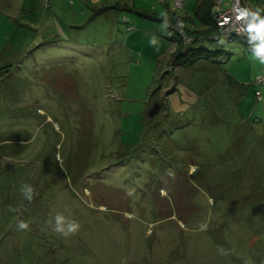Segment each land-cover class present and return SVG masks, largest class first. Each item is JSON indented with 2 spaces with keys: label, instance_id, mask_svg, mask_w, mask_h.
Masks as SVG:
<instances>
[{
  "label": "rangeland",
  "instance_id": "374dc122",
  "mask_svg": "<svg viewBox=\"0 0 264 264\" xmlns=\"http://www.w3.org/2000/svg\"><path fill=\"white\" fill-rule=\"evenodd\" d=\"M173 1L0 0V264H264V65Z\"/></svg>",
  "mask_w": 264,
  "mask_h": 264
},
{
  "label": "clouds",
  "instance_id": "9594fccd",
  "mask_svg": "<svg viewBox=\"0 0 264 264\" xmlns=\"http://www.w3.org/2000/svg\"><path fill=\"white\" fill-rule=\"evenodd\" d=\"M237 6L234 8L236 13L235 19L236 21L242 22V27L238 29L239 32L246 33L248 37V43L251 46L252 56L259 61L261 65H264V6H256L255 8L249 7H239V0H236ZM164 24L163 28L167 29L168 27V19L167 14L164 13ZM230 20L229 17H225L223 23H228ZM182 24V21L180 22ZM150 44L156 46L158 44V40L155 36L150 39ZM157 50H159L157 48ZM170 176H174V173L169 171ZM22 192L24 197L31 201L34 196L33 188L29 185H24L22 188ZM133 190L128 191V195H132ZM162 194H164L162 190ZM211 202V201H210ZM9 211H12L11 207H9ZM200 229L202 231L207 230L206 224H200ZM17 228L19 230H28L29 224L25 221H20L17 224ZM80 225L74 220H68L64 215L57 214L55 216V225L54 231L62 234L67 237L70 234H75L79 231ZM221 254L227 255L225 250L220 249ZM244 264H251L250 261L245 260Z\"/></svg>",
  "mask_w": 264,
  "mask_h": 264
},
{
  "label": "trees",
  "instance_id": "16d2710c",
  "mask_svg": "<svg viewBox=\"0 0 264 264\" xmlns=\"http://www.w3.org/2000/svg\"><path fill=\"white\" fill-rule=\"evenodd\" d=\"M164 1V0H162ZM197 5L195 6L194 10H193V14L194 15H198L199 19L202 23V25H204V28L201 29H197V30H192L189 26H187V16L186 15H180V14H175V12H173L172 15L168 14V22L170 21V25L168 23V29L172 32H174V34L178 37V43L180 48H178L175 53V62L176 60L179 59V57L183 56V59H181V61L184 64H191L193 63L195 60L199 59V58H203L202 55H200L202 53V51H204L205 49H203L202 47L200 48H185V46H187L188 44H192L195 43L197 41H201L202 39H211L210 35L211 33H213L216 29L215 27V23L213 20V13L216 11V9L218 8L216 6L215 0H197ZM184 5V4H183ZM183 7V6H182ZM180 7V8H182ZM251 7V6H250ZM174 10V9H171ZM164 18H161V20ZM175 21H179L183 23V30L185 32V34L187 35V37H191V38H195L192 39L189 43L185 42L184 39L181 38V36L173 29L172 23ZM198 36H205L202 38H198L196 39ZM183 47V49H181ZM186 50V51H185ZM184 51V52H183ZM205 57V56H204Z\"/></svg>",
  "mask_w": 264,
  "mask_h": 264
},
{
  "label": "built area",
  "instance_id": "2783aa9c",
  "mask_svg": "<svg viewBox=\"0 0 264 264\" xmlns=\"http://www.w3.org/2000/svg\"><path fill=\"white\" fill-rule=\"evenodd\" d=\"M225 0H215L216 6L218 7L216 11L213 13V20L215 23V31L211 33L210 37L212 40H219L222 37H226L229 40H232L234 37H239L245 43H248V37L246 33L239 32L238 29L242 27V22L236 21L235 19V11L234 8L237 6L236 0H228V5L223 7V3ZM183 6V0H174L172 3V9L180 8ZM239 7H250L247 0H239ZM229 17L230 20L228 23H223L225 17ZM173 29L184 39L185 42L189 43L192 39L195 38L187 37L183 30V23L181 24L179 21H175L172 23ZM205 36H198V38H202ZM249 44V43H248ZM264 82V76H257L253 79V83L256 85H260V83ZM255 97L257 99L261 98V91L259 89L255 90Z\"/></svg>",
  "mask_w": 264,
  "mask_h": 264
},
{
  "label": "crops",
  "instance_id": "0c3cea01",
  "mask_svg": "<svg viewBox=\"0 0 264 264\" xmlns=\"http://www.w3.org/2000/svg\"><path fill=\"white\" fill-rule=\"evenodd\" d=\"M192 0H183V4H185L184 7H187L188 5H190ZM196 2V3H195ZM194 2V5L192 6L191 10L190 11H185L183 13V15H186L187 16V26H189L192 30H197V29H201V28H204V25H202L200 19H199V16L198 15H194L193 14V10L195 8V6L197 5V0ZM183 8V7H182ZM169 25H170V21L168 22ZM255 77H253L254 79ZM253 81V80H252ZM264 83V82H262ZM261 84V83H260ZM259 86V85H258ZM258 89V88H257ZM260 90V89H259ZM261 91V90H260ZM264 100V96H262V93H261V98L259 99L260 100ZM258 100V99H257ZM246 192V191H245ZM246 194V193H245ZM245 194H242L240 195V197H245L246 195Z\"/></svg>",
  "mask_w": 264,
  "mask_h": 264
},
{
  "label": "water",
  "instance_id": "95a60500",
  "mask_svg": "<svg viewBox=\"0 0 264 264\" xmlns=\"http://www.w3.org/2000/svg\"><path fill=\"white\" fill-rule=\"evenodd\" d=\"M160 108V106L159 105H154V106H152L150 109H149V111L147 112V116H149V117H152L157 111H158V109Z\"/></svg>",
  "mask_w": 264,
  "mask_h": 264
},
{
  "label": "flooded vegetation",
  "instance_id": "af4514ba",
  "mask_svg": "<svg viewBox=\"0 0 264 264\" xmlns=\"http://www.w3.org/2000/svg\"><path fill=\"white\" fill-rule=\"evenodd\" d=\"M5 69H7V71H8V68L7 67Z\"/></svg>",
  "mask_w": 264,
  "mask_h": 264
}]
</instances>
